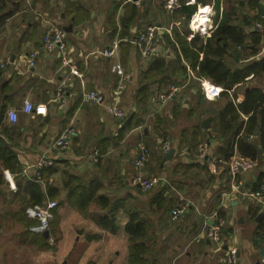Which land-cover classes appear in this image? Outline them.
I'll return each mask as SVG.
<instances>
[{
    "label": "crops",
    "instance_id": "0c3cea01",
    "mask_svg": "<svg viewBox=\"0 0 264 264\" xmlns=\"http://www.w3.org/2000/svg\"><path fill=\"white\" fill-rule=\"evenodd\" d=\"M166 1L30 0L29 4L27 0H0V136L12 144L20 163V171L10 172L9 190H17V178L22 183L16 197L5 201L0 196V212L11 216L13 225L6 227L7 220L0 219V264H127L130 235L125 225L130 214L146 220L155 257L161 264H218L222 249H215L204 232L213 213L227 230L224 247L231 244L238 248V264H264V254H260L264 247V195L258 200H243L233 189L234 184L250 190L264 184V132L262 139L257 133V158H253L257 165L232 177L225 161L218 158L220 139L212 133L211 114L201 113L204 104H197L198 93L210 102L200 88L201 81H210L205 78L198 79L199 87L188 86L189 78L183 79L178 91L165 101H157L156 93L151 95L146 112L140 114L143 122L124 127L127 115L141 112L134 94L138 73L151 58L142 57L129 39L139 27L154 23L159 27L156 55L166 60L173 57L163 34L171 37L174 29L181 31L183 16L175 13L179 5L169 11L164 6ZM182 2H197L189 28L192 19L206 11L208 33L203 35H210L215 0H178ZM255 2L243 12L254 17L246 31L263 33L258 59L264 56V14L259 8L260 4L264 8V0ZM132 5L137 14L126 32L119 18L128 17ZM223 8L224 0H220V15ZM50 24L65 31L67 49L80 72L66 82L62 102L56 90L66 70L59 52L46 53L42 46ZM113 41L118 42L115 53L108 57L96 53ZM33 49L39 51L36 65L27 67L26 56ZM189 74L193 75L191 71ZM121 76L128 77L118 99L124 116H111L104 104L81 101L83 90H96L104 94L106 103L110 102ZM151 89H157L155 82ZM25 98L33 104L31 112L20 109ZM219 98L216 100L221 101ZM241 99L239 95L237 101ZM10 108L18 109L14 123L6 115ZM205 119L207 126L202 125ZM197 122L201 142L207 143L209 152L218 158L215 169L209 161L198 158L197 146L191 148L187 142L196 132ZM67 126H73L75 134L69 149L58 150L53 142ZM163 138H167L169 149L174 148L170 159L165 152L161 156L159 142ZM140 142L150 147L151 154L137 169L133 160ZM94 152L97 157L92 156ZM43 158L52 159L51 168L43 171V191L47 198L58 199L48 233L55 235L54 245L43 233L29 229L34 220L18 213L21 199H28L36 177L33 165ZM136 173L163 179L143 190L133 181ZM69 176L79 180L83 189L92 190V197L83 204L69 202L65 185ZM181 206L182 213L172 221V211ZM216 208L224 211L225 218ZM112 224L113 230L108 227Z\"/></svg>",
    "mask_w": 264,
    "mask_h": 264
},
{
    "label": "trees",
    "instance_id": "16d2710c",
    "mask_svg": "<svg viewBox=\"0 0 264 264\" xmlns=\"http://www.w3.org/2000/svg\"><path fill=\"white\" fill-rule=\"evenodd\" d=\"M219 2L220 0L214 2V27L208 36L192 32L188 27L190 16L196 12L197 2L194 4L182 2L175 10V13L183 16L182 30L174 29L173 37H170L167 32L163 34L165 43L173 52V57L166 60L160 54H155L150 56L148 66L140 69L134 98L141 105V112L127 115L124 127L128 128L143 122L140 114L146 112L148 100L151 95L160 91V88L164 89L162 91H167L170 85H178L186 78H189L188 86L199 87L198 79L205 78L223 87L220 94L221 101L212 99L209 102L202 95L197 94V104L199 106L204 104L201 113L206 111L211 114L212 133L220 139V144L217 147L218 158L226 162L234 152L250 158H257V133L262 139L264 132V81L262 80L264 78V56L257 59L256 55L263 33L257 29L251 32L246 31V27L253 24L254 17L243 12L244 8L255 6L256 2L255 0H224L221 15ZM134 11L136 9L132 5L130 15L119 18L122 27L125 26L126 32L128 31L127 24L131 23L137 14L133 13ZM143 27H139L138 31ZM189 71L193 75L189 74ZM182 76L186 77L182 78ZM154 82L158 91L151 89V84ZM200 88L202 89V87ZM239 95L242 96V99L238 102ZM2 110L3 107L0 116ZM195 129L196 132L187 141L191 148L198 147L202 141L199 138L201 130L199 122ZM250 136L252 137L250 138ZM166 140L167 138H163L159 142L161 156L164 154L161 144ZM146 146L150 150V147ZM49 167H46L47 170L51 168ZM1 168H9L11 172L20 171L16 151L13 150L12 144L5 140V136H0V196L7 201L9 196L16 197L21 192L22 183L17 178V190L15 192L5 190L6 182ZM46 168L42 170L44 171ZM73 180L74 177L69 176V179L65 181V185L68 186L69 202L75 201L83 204L92 197V190L83 189L78 183L79 180ZM46 198L40 178L35 177L30 184L28 199H21V208L18 213H25L27 206L41 204ZM216 209V213L225 218L224 211L220 208ZM136 215L130 214L129 221L125 225V231L130 235L127 264H161L155 257L154 239L152 234H149L146 220ZM19 219L23 220L22 217ZM109 221L111 222V220ZM108 227L113 230V224Z\"/></svg>",
    "mask_w": 264,
    "mask_h": 264
},
{
    "label": "built area",
    "instance_id": "2783aa9c",
    "mask_svg": "<svg viewBox=\"0 0 264 264\" xmlns=\"http://www.w3.org/2000/svg\"><path fill=\"white\" fill-rule=\"evenodd\" d=\"M30 4V0H27ZM180 5L178 0H167L165 3V7L172 11L175 6ZM190 29L192 32H197L201 35L207 34L208 32L203 29H200L194 26L192 23H189ZM256 26H260L259 23H256ZM159 27L155 24H150L144 26L141 30H139L132 38L129 39V42L132 43L139 54L142 57H150L157 53H159V46L156 42V35L158 33ZM43 49L46 53H51L54 50L59 52L61 57V66L65 68L66 72L64 73V77L62 81L59 82L56 90L58 101H64V93L66 90V82H70L72 76H80V72L76 66V64L72 61L69 51L67 49L66 41H65V31L63 28L50 24L44 34L43 37ZM118 47V42L113 41L111 46L108 48L98 50L96 53H99L103 56H110L115 53V50ZM39 51L37 49L31 50L27 54V67H33L36 65L37 55ZM2 66L4 64H1ZM128 81L127 76H121L118 81V88L116 89V93L112 97L110 102L106 103L105 96L102 92L96 90H83L81 93V101L82 102H92L96 104H100L105 106V110L114 117H122L125 115L124 109L119 105V92L123 87V83ZM201 87L203 94L208 99H216L220 97L221 91L223 87L217 84L212 83L211 81L203 80L201 81ZM179 85H170L167 91L157 92L154 97L158 101H165L170 98L175 92L178 91ZM239 100V99H238ZM20 109L24 112H31L33 109V104L27 98H25L21 105ZM17 110L15 108L7 109L6 115L9 119L14 123L17 117ZM14 117V119H13ZM75 134V130L73 126H67L62 130V132L55 138L53 142V146L58 150H67L69 149L70 142L73 139ZM252 136H250L251 138ZM163 152H167L170 148L168 141H164L161 144ZM93 157H97V153L94 152L92 154ZM150 156L149 148L142 142L138 145V152L134 157L133 163L137 169L143 167L145 162L148 161ZM197 156L200 159H204L209 161L210 165L215 169L216 157H213L209 152L208 145L205 142H201L197 147ZM218 161V159H217ZM229 173L232 177H234L239 172L245 170H251L257 165V161L253 158L244 156L237 152H234L233 155L225 162ZM52 165L51 158H43L38 163L33 165L34 173L36 178L41 177V172L43 168L49 167ZM4 175L8 181L12 180L11 174L8 170L4 171ZM163 179L161 176L153 175L148 177H143L139 173H136L133 176V181L137 182L143 190H147L148 188H152L158 182ZM233 189L238 192L239 196L243 200H258L261 196L264 195V184L260 185L257 189L250 190L239 187L238 185H233ZM57 206V201L54 199L46 198L45 201L41 204H33L27 206L25 208V214L31 220L35 222L29 226L31 231L36 233H44L48 232L50 229V221L53 218V210ZM183 207L175 208L171 213V220L174 221L176 218L182 213ZM215 213L211 215L212 224L205 223L204 232L210 243L213 245L215 249H222V257L219 260L218 264H238L239 255L238 248L235 245L227 244L224 247L225 236L223 233V222L221 220H216ZM48 239V238H47ZM50 241V238L48 239Z\"/></svg>",
    "mask_w": 264,
    "mask_h": 264
},
{
    "label": "rangeland",
    "instance_id": "374dc122",
    "mask_svg": "<svg viewBox=\"0 0 264 264\" xmlns=\"http://www.w3.org/2000/svg\"><path fill=\"white\" fill-rule=\"evenodd\" d=\"M2 169V168H1ZM5 170H8V172L10 173L11 171H10V169L9 168H4V169H2L1 171L2 172H4ZM45 174L43 173V170H42V172H41V177H40V181L42 182V183H44V181H45ZM9 182H11V181H6V186H4L5 188V190H9V187H8V183ZM54 199V198H53ZM54 200H56L57 201V203H58V199H54ZM4 218L7 220V222H6V227H9V226H13L12 225V222L10 221V218H11V216H8V215H6L4 212H0V219H2V220H4ZM17 223H19V222H17ZM53 233H51L47 238L49 239L50 238V241H48V243L49 244H53L54 245V243H55V238H54V236L52 235ZM47 239V240H48Z\"/></svg>",
    "mask_w": 264,
    "mask_h": 264
},
{
    "label": "water",
    "instance_id": "95a60500",
    "mask_svg": "<svg viewBox=\"0 0 264 264\" xmlns=\"http://www.w3.org/2000/svg\"><path fill=\"white\" fill-rule=\"evenodd\" d=\"M259 8L261 10V13L264 14V8L262 7L261 4L259 5ZM207 121H208L207 119L203 120L202 121V125L203 126H207ZM256 149H257V147H256ZM173 153H174V148H171L167 152H165V156L168 159H170L172 157ZM210 224H212V220L210 221ZM225 232H227V230L223 229V233H225ZM43 235H45L46 238L49 236L48 232H44ZM260 254H264V247L260 250Z\"/></svg>",
    "mask_w": 264,
    "mask_h": 264
},
{
    "label": "bare ground",
    "instance_id": "6f19581e",
    "mask_svg": "<svg viewBox=\"0 0 264 264\" xmlns=\"http://www.w3.org/2000/svg\"><path fill=\"white\" fill-rule=\"evenodd\" d=\"M202 12V11H201ZM209 13V12H208ZM205 14H206V11L204 10L203 12H202V14L201 15H199L198 16V18L195 20L194 19V21H193V19H192V24L194 25V26H196V27H198V28H200V29H203V30H205L206 28V25L204 24L206 21V19H205ZM141 30V29H140Z\"/></svg>",
    "mask_w": 264,
    "mask_h": 264
},
{
    "label": "clouds",
    "instance_id": "9594fccd",
    "mask_svg": "<svg viewBox=\"0 0 264 264\" xmlns=\"http://www.w3.org/2000/svg\"><path fill=\"white\" fill-rule=\"evenodd\" d=\"M13 119H14V117H13Z\"/></svg>",
    "mask_w": 264,
    "mask_h": 264
}]
</instances>
